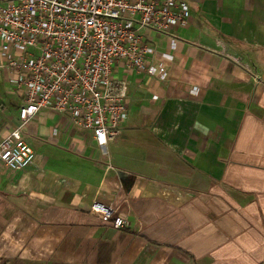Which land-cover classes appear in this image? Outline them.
<instances>
[{
  "label": "crops",
  "instance_id": "crops-1",
  "mask_svg": "<svg viewBox=\"0 0 264 264\" xmlns=\"http://www.w3.org/2000/svg\"><path fill=\"white\" fill-rule=\"evenodd\" d=\"M181 1L176 49L148 35L152 63L172 54L167 78L115 69L128 84L115 140L99 149L50 110L22 129L36 159L0 168V264H264V0ZM22 104L0 82V141Z\"/></svg>",
  "mask_w": 264,
  "mask_h": 264
},
{
  "label": "built area",
  "instance_id": "built-area-1",
  "mask_svg": "<svg viewBox=\"0 0 264 264\" xmlns=\"http://www.w3.org/2000/svg\"><path fill=\"white\" fill-rule=\"evenodd\" d=\"M189 24L181 0H0V82L23 99L18 124L0 141V168L17 172L35 162L22 129L41 110L66 116L105 148L128 117L126 76L116 79L115 69L164 81L172 54L152 63L156 50L148 35L169 38L174 51L176 32ZM91 211L115 229L126 224L102 205Z\"/></svg>",
  "mask_w": 264,
  "mask_h": 264
},
{
  "label": "water",
  "instance_id": "water-1",
  "mask_svg": "<svg viewBox=\"0 0 264 264\" xmlns=\"http://www.w3.org/2000/svg\"><path fill=\"white\" fill-rule=\"evenodd\" d=\"M117 176L122 184L128 186V190L131 188L132 183L134 182V177L130 174L124 172H117Z\"/></svg>",
  "mask_w": 264,
  "mask_h": 264
}]
</instances>
